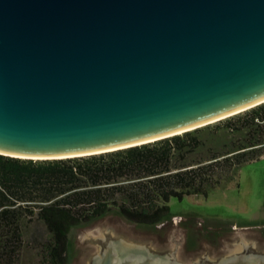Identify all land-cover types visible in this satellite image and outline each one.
Here are the masks:
<instances>
[{"label": "water", "instance_id": "1", "mask_svg": "<svg viewBox=\"0 0 264 264\" xmlns=\"http://www.w3.org/2000/svg\"><path fill=\"white\" fill-rule=\"evenodd\" d=\"M263 101L264 0H0V153L122 148ZM88 241L87 264H184L105 227ZM233 244L204 256L264 264L256 243Z\"/></svg>", "mask_w": 264, "mask_h": 264}, {"label": "trees", "instance_id": "2", "mask_svg": "<svg viewBox=\"0 0 264 264\" xmlns=\"http://www.w3.org/2000/svg\"><path fill=\"white\" fill-rule=\"evenodd\" d=\"M264 157V101L152 141L60 158L0 153V264H67L71 230L109 214L157 224L172 197L240 185Z\"/></svg>", "mask_w": 264, "mask_h": 264}, {"label": "rangeland", "instance_id": "3", "mask_svg": "<svg viewBox=\"0 0 264 264\" xmlns=\"http://www.w3.org/2000/svg\"><path fill=\"white\" fill-rule=\"evenodd\" d=\"M169 205V215L157 224H135L118 215L109 214L75 226L70 233L67 264L88 263L90 257L98 251L97 244L88 241V236L92 234L100 237L103 227L109 229L113 236L122 237L128 242L149 245L154 250L173 249L174 256L184 264H192V258L200 256L203 251L219 254L225 248V235H238L244 231L235 230L233 234L213 229V235L203 230L204 223L223 219L233 222L236 227L246 226L251 229L264 226V157L240 168L239 186L232 184L215 189L208 196L186 195L183 199L172 197ZM257 232L263 235L264 227L261 230H246L247 234L253 236Z\"/></svg>", "mask_w": 264, "mask_h": 264}, {"label": "crops", "instance_id": "4", "mask_svg": "<svg viewBox=\"0 0 264 264\" xmlns=\"http://www.w3.org/2000/svg\"><path fill=\"white\" fill-rule=\"evenodd\" d=\"M203 227L205 229H207V230H209V229L210 230L222 229L223 231L232 232L233 234H234L235 230L239 231L240 229H243L244 233L238 234V235H233V236H230L229 238H223V242L225 243V248L224 249L222 248V251L219 254H212L209 250L208 251H203L200 256L192 258L193 261H194L192 264H198L201 261V257L204 256L207 253L209 254L210 257H216V256H219L221 254L229 253L230 251H232L235 248V245L233 244V242L237 239L238 236H242L243 238H245L248 241V244H253V243L257 244V239L254 238V237L252 238L250 236V233L247 234L246 230L247 229H249V230H251V229L258 230V229H262L264 226L262 228L261 227H253L251 229L247 228L246 226L245 227H239V226L236 227V224H234L233 222H230L228 220H223V219H217V220H215L213 222L204 223ZM260 249L264 251V246L262 248H260ZM174 254H175V252L173 253V255ZM174 258L178 261L177 256H174Z\"/></svg>", "mask_w": 264, "mask_h": 264}, {"label": "flooded vegetation", "instance_id": "5", "mask_svg": "<svg viewBox=\"0 0 264 264\" xmlns=\"http://www.w3.org/2000/svg\"><path fill=\"white\" fill-rule=\"evenodd\" d=\"M202 228H204L203 226H202ZM204 230H207V229H205L204 228ZM259 230H261V229H259ZM208 232H211V233H213V235L215 234V231L214 230H207ZM255 234H257L256 236H253V235H251V233H250V236L251 237H254V238H256L257 239V244H256V246L255 245H252L251 246V248H250V250H254V251H257V249H259V248H262L263 246H264V234L262 235V234H258V232L257 233H255ZM223 235V234H222ZM214 237V236H213ZM222 237V236H221ZM225 237L226 238H229L230 236H228V235H225ZM198 249V248H197ZM196 250V249H195ZM202 254V252H200V255ZM144 261L143 262H145L146 261V259H143ZM211 262H213V260L212 259H210V258H207L206 256H202L201 257V263L202 264H210Z\"/></svg>", "mask_w": 264, "mask_h": 264}]
</instances>
